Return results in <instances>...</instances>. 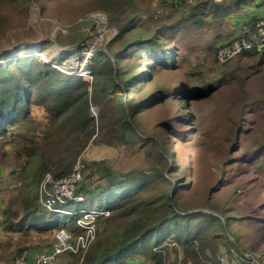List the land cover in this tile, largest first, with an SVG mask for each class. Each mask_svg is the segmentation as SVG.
I'll return each instance as SVG.
<instances>
[{
  "label": "rangeland",
  "instance_id": "1",
  "mask_svg": "<svg viewBox=\"0 0 264 264\" xmlns=\"http://www.w3.org/2000/svg\"><path fill=\"white\" fill-rule=\"evenodd\" d=\"M176 1L181 3L114 0L111 9L106 6L130 16L128 26L133 31L126 42L146 38L161 26H173L168 39L157 43L164 44V56L170 53L172 63L167 67L137 48L130 49L123 60H115L120 70L129 67V75L144 69L148 76L127 84V75L115 93L109 89L102 111L105 123L99 122L98 127H73L78 105L55 122L41 107L30 105L35 122L20 118L0 140L1 201L17 207L31 202L34 193L44 194L46 185L55 182L52 173L66 166L81 171L83 167L84 175L92 176L93 186L110 168L113 176L124 175L144 186L128 187L103 203L107 209L136 203L141 205L135 210L139 214L148 202L150 207L157 206L173 194L177 212L213 215L206 220L209 226L196 229L210 262L264 264V56H237L227 63L217 59L220 47L251 31L249 23L261 12L264 0H258L257 8L249 1L237 7L233 4L238 0H208L223 3L224 12L212 19L207 9L196 26H179L174 34L184 10L206 4V0ZM107 16L98 0H0V62L33 58L31 65H50L63 74L82 75L91 83L95 52L102 51L112 61L125 44L115 41L116 30L108 26ZM124 89L129 92L124 94L128 102L122 98ZM132 105L129 122L135 134L121 136V128L113 123L112 107ZM89 114L98 119L99 107L90 106ZM121 121H125L122 116ZM35 143L37 155L28 159L23 170L24 158H17L15 150L18 145ZM99 202L95 199L86 205L95 208ZM107 209L99 212L105 214ZM107 218L110 222L101 226L115 232L128 217ZM178 237L171 229L155 237L158 248L170 249L168 264L174 257L171 248L179 246ZM67 238L74 246L71 235ZM155 241L149 237L150 246ZM0 257L10 258L5 246H0ZM132 259L136 260L130 263L152 264L140 253ZM63 262V256H57L54 264Z\"/></svg>",
  "mask_w": 264,
  "mask_h": 264
},
{
  "label": "trees",
  "instance_id": "2",
  "mask_svg": "<svg viewBox=\"0 0 264 264\" xmlns=\"http://www.w3.org/2000/svg\"><path fill=\"white\" fill-rule=\"evenodd\" d=\"M167 1L165 0V2ZM113 2L114 0H98L100 6L105 7L106 11H108V26L116 30L115 41H121L125 44L113 54L112 61L102 51L97 50L95 52V56L90 63L93 74L91 83L83 80L81 76L63 74L50 65H43L39 62L31 65L33 58H19L0 62V140L8 136L10 128L17 125L20 118L24 120L30 119V121L35 122L30 118L29 108L32 104L41 107L52 122L65 118L73 107L78 105L73 127L82 130L87 129L89 124L98 127L99 122L105 123L106 116L102 114V111L104 109V100L109 95V89H112V93H115L114 89L118 86V82L123 81L127 75L129 76L126 79L127 84L142 82L148 76L144 69L132 75H129V67L120 70L118 61L123 60V57L132 48L145 49L148 55H153V60H160L167 67L172 63V59L169 57L170 53L164 56V44L157 45V43L161 39H168L173 26H161L146 38H130L126 42V37L133 31L128 26L130 16H122L113 10H109L112 8ZM240 2L233 5L239 7ZM180 3L175 0V4ZM201 3L202 6L201 4H194L190 6V9L184 10L186 13H183V15L188 17L184 18L182 16L183 19L178 24H175L174 34H177L179 26L182 29L189 23L196 26L197 22L200 21L199 16L205 15L207 9H211L212 13L210 16L212 19L218 18L225 9V5L219 2L206 0V4L204 2ZM257 21L256 18H253L252 22L249 23L251 31L245 32L243 35L254 34ZM203 23H205V20ZM244 27L247 28L249 26L245 25ZM236 38L230 40L225 46ZM241 56L253 58L264 56V53H247ZM117 59L119 60L115 62ZM157 63L154 62V65ZM29 65L33 69L28 68ZM132 65L134 66V64ZM122 92L124 102H128L124 94L127 93L128 95L129 92H126V89ZM90 106L99 107L98 119L90 116ZM132 108L133 105L130 107H112L113 123L116 125V129L121 128V136L135 134L134 128L129 122L133 112ZM119 113H122V115L119 116ZM121 116L125 118V121H121ZM62 123L66 126V120ZM92 132L89 133L88 138L92 136ZM37 150V143L32 146L18 145L15 150V156L24 158L23 170H27L28 159L37 155ZM71 170L70 166H66L61 170L55 171L52 173L51 180L61 179L67 176ZM106 170L105 173L107 174L104 175V179L93 186L90 183L92 176L84 175L85 170L82 167V178L77 185L73 199L56 203L52 210L45 209L41 205L39 201L40 197H42L41 193L39 194L37 191L33 196L32 205L38 211L46 213L50 217L48 223L42 224L46 225V231L49 232L50 236L46 248L51 250V246L55 241L54 235L61 229L71 235V243L76 246L75 251H65L59 255L64 258L63 264H137L132 261L130 263V260H136L132 258H135L139 253L143 254L145 259L151 261L152 264H168L170 249L166 247L164 248L165 250L158 248L160 247V242L155 240L162 232L169 229L179 234V242L177 244L179 246L173 245V248H171L174 255L171 264H213L206 257L201 243L202 238L199 233L197 234L196 230L209 226L206 220L212 218L213 215L203 211L192 213L177 212L172 199L173 194L166 196L157 206L150 207L148 202L145 207L143 206V210L139 214L135 210L141 205H136V203L134 205L126 203L107 209L103 205L104 202H111L117 196H120L121 193H124L128 187L144 186V183L137 182L133 178H127L124 175L113 176L110 168ZM34 184L36 187L39 186L36 182ZM49 186L50 184H47L46 189ZM76 198L79 200H75ZM95 199L100 201L99 207L94 208L86 205L87 201L92 202ZM103 209H107L105 214L99 212ZM127 209H130V211L126 212ZM92 210H95L97 214L92 220L93 232L86 238L87 228H85L84 221L88 219L86 216L90 215ZM115 214L116 216L128 218L124 220L120 227L116 228L115 232H111L106 227L107 222H110L107 217H113ZM61 218H64V220L61 221ZM217 220L220 222L219 218ZM105 221L106 226H101V223ZM23 223H25V219L22 220ZM30 223L37 224L38 218L36 217ZM190 235H194L193 238H185ZM149 237L155 241L152 246L149 245ZM138 243L139 246L143 245L142 251L139 250ZM24 250H28L27 247L17 248L15 255L19 256Z\"/></svg>",
  "mask_w": 264,
  "mask_h": 264
},
{
  "label": "built area",
  "instance_id": "3",
  "mask_svg": "<svg viewBox=\"0 0 264 264\" xmlns=\"http://www.w3.org/2000/svg\"><path fill=\"white\" fill-rule=\"evenodd\" d=\"M247 53L263 54L264 53V15L258 19L255 25L254 34L239 36L233 40L229 45L222 47L217 52V59L220 63H227L237 56ZM82 77V75H81ZM81 181V170L74 168L71 172L55 182H50L49 188L43 190L45 192L39 201L41 205L48 210H52L56 203L71 200L76 192L77 185ZM79 200V199H75ZM2 201L0 196V210ZM95 215L86 216L88 221H84L85 228H87L86 238L93 232L92 220ZM89 224V225H87ZM70 235L65 230L61 229L54 235L55 241L51 246V250L47 253H42L36 256L31 262L28 261L25 252H22L14 261V264H54L57 256L65 251H75V247L69 243Z\"/></svg>",
  "mask_w": 264,
  "mask_h": 264
},
{
  "label": "crops",
  "instance_id": "4",
  "mask_svg": "<svg viewBox=\"0 0 264 264\" xmlns=\"http://www.w3.org/2000/svg\"><path fill=\"white\" fill-rule=\"evenodd\" d=\"M238 1H241L239 3V7H242V4L247 1L253 3L255 8L259 6L258 0ZM263 15L264 4L261 8V12H257L255 16H253V18H256L258 20ZM31 200V202H27L26 200L23 205H20L19 207L14 205L11 206L9 204V201H7V204L6 202L2 203V207L0 210V246H5L6 249H8L10 258L4 261L0 257V264L14 263L13 260L15 259V257H17V255H15V250L20 247H27L28 250H24L23 252L28 254L29 262H31L36 256L50 251V248H46V245L50 240L49 232L46 231V225H42L43 223H48L50 217L46 213H41L36 209V207L32 205L34 201L33 197L31 198ZM36 217L38 218V223L29 224V222H31ZM23 219H25V223L22 224ZM141 263L142 262H140L139 264Z\"/></svg>",
  "mask_w": 264,
  "mask_h": 264
}]
</instances>
